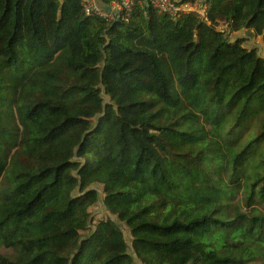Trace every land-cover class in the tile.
<instances>
[{"label":"trees","instance_id":"trees-1","mask_svg":"<svg viewBox=\"0 0 264 264\" xmlns=\"http://www.w3.org/2000/svg\"><path fill=\"white\" fill-rule=\"evenodd\" d=\"M203 4L0 0V264H264V57L230 35L264 0Z\"/></svg>","mask_w":264,"mask_h":264},{"label":"built area","instance_id":"built-area-1","mask_svg":"<svg viewBox=\"0 0 264 264\" xmlns=\"http://www.w3.org/2000/svg\"><path fill=\"white\" fill-rule=\"evenodd\" d=\"M154 8H156L158 11L175 17L178 16L181 13H194L193 10L195 9V0L194 1H184V0H147ZM140 3L141 0H122L120 3L113 2L111 3L110 7L107 9V11H103V9L98 8L94 4V0H83L84 3V11L87 15H96L98 17L104 18L106 20H112L115 15L116 18H121L122 20H125L121 16V11L123 10L125 12V18L127 17V14L130 10V8L133 6L134 3ZM200 6H198V9L204 7L203 13L206 10L207 5L201 3L199 1Z\"/></svg>","mask_w":264,"mask_h":264},{"label":"rangeland","instance_id":"rangeland-1","mask_svg":"<svg viewBox=\"0 0 264 264\" xmlns=\"http://www.w3.org/2000/svg\"><path fill=\"white\" fill-rule=\"evenodd\" d=\"M200 0H195V9L193 10V12L195 14H197L198 16L203 15V10L205 9L204 7L198 9V6H200L199 3ZM217 30H221L224 31L226 30V25L223 24L222 22L218 24V26L216 27ZM244 33V34H243ZM239 34H243V37L247 38L248 41L246 42V46L248 47H254L255 49H257V52L260 56L264 57V40L262 36H251V35H247L245 34V30H242ZM238 33H232L231 38H235V37H242L241 35H239ZM94 188H96V190L99 192L100 194V198L99 201L93 205L92 207L89 208V212H90V224L91 226L95 225L98 221L101 220H105L107 218H110L111 220H113L114 222H116L120 229L122 230L123 236L125 238L126 243L128 244L129 247V253L131 254V249H130V235H129V231L128 228L125 226V224L120 223L117 221L115 216H111L109 215V213L104 209L103 205H102V198H103V194L101 192V187L99 186H94ZM1 200V197H0ZM88 233V231L81 233L83 236L86 235ZM133 260L135 264H141L139 261H137L134 256H133Z\"/></svg>","mask_w":264,"mask_h":264},{"label":"crops","instance_id":"crops-1","mask_svg":"<svg viewBox=\"0 0 264 264\" xmlns=\"http://www.w3.org/2000/svg\"><path fill=\"white\" fill-rule=\"evenodd\" d=\"M201 3H203L204 0H200ZM94 4L98 7H101L102 5V1L101 0H94ZM244 34V33H243ZM243 34H240V35H243Z\"/></svg>","mask_w":264,"mask_h":264}]
</instances>
